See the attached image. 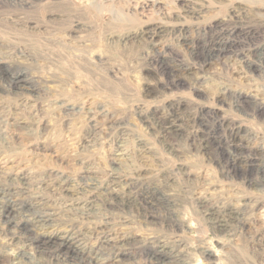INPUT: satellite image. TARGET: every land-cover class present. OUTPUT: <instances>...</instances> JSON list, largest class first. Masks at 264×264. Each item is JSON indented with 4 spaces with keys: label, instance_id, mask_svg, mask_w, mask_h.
Returning a JSON list of instances; mask_svg holds the SVG:
<instances>
[{
    "label": "rangeland",
    "instance_id": "obj_1",
    "mask_svg": "<svg viewBox=\"0 0 264 264\" xmlns=\"http://www.w3.org/2000/svg\"><path fill=\"white\" fill-rule=\"evenodd\" d=\"M194 1L195 14L179 0H0V184L49 212L45 225L20 218L30 236L73 234L90 256L109 239L99 264H154L159 247L174 256L160 264H264V0ZM176 22L233 49L198 61L173 34L144 40ZM158 53L173 78L146 62ZM18 72L35 92L3 91ZM230 142L255 156L253 168L224 167ZM142 189L168 200L171 222L135 197ZM2 223L0 264H55Z\"/></svg>",
    "mask_w": 264,
    "mask_h": 264
},
{
    "label": "bare ground",
    "instance_id": "obj_2",
    "mask_svg": "<svg viewBox=\"0 0 264 264\" xmlns=\"http://www.w3.org/2000/svg\"><path fill=\"white\" fill-rule=\"evenodd\" d=\"M106 1V0H105ZM182 1L183 4V8H184V13L187 14H195L196 12V4L194 0H179ZM199 1V0H198ZM204 1V0H202ZM208 1V0H207ZM108 2V1H107ZM110 2V1H109ZM201 1H199L200 3ZM207 3V2H206ZM163 4V3H162ZM198 5V4H197ZM202 5V4H201ZM206 5V4H205ZM203 6V5H202ZM145 7V6H144ZM205 8V7H204ZM116 17V15H115ZM113 19V18H112ZM115 20V19H114ZM240 24V23H239ZM159 25V24H158ZM196 27V26H195ZM226 27V26H225ZM234 27V26H232ZM214 28V27H213ZM193 29V28H192ZM209 29V28H208ZM222 29V28H221ZM233 29V28H232ZM206 30V29H205ZM211 30V29H210ZM224 30V27H223ZM245 30V29H244ZM199 31V30H198ZM221 31V30H220ZM195 33V32H194ZM224 33V32H223ZM247 33V32H246ZM144 36V40L149 43L151 46H156L160 43L159 40H161V38L165 37L166 34H173L175 39L183 44L185 47L189 48L190 54L191 56L198 60V61H206L207 59L210 58H218L219 56L225 54L227 52H229V50L232 48L233 49V45L232 43L228 42V41H224L222 39H214L211 41H203V42H199L198 40L191 38L189 35V28H187V26H185V24L183 23H175L171 26H169V28H166L164 26H154V27H148L146 31H144L143 33ZM208 35V34H207ZM225 35V34H224ZM246 35V34H245ZM215 36V35H214ZM226 37V35L224 36ZM229 37V36H228ZM234 37V36H233ZM124 39H128L127 36H123ZM249 38V37H248ZM229 39V38H228ZM117 40V39H116ZM253 40V39H252ZM177 42V43H178ZM251 42V41H250ZM124 43V42H123ZM251 44V43H250ZM260 44V43H259ZM263 44V43H262ZM256 46V45H255ZM250 47V46H249ZM248 47V48H249ZM153 48V47H152ZM242 48V47H241ZM252 51V50H251ZM242 52V51H241ZM254 53V52H253ZM165 55V54H164ZM234 55V54H233ZM242 56V55H241ZM244 57V56H243ZM146 62L151 66H153L158 72H162V73H166V74H170L171 78H173V71L170 68H167L166 63L168 62L165 58L163 57L162 54L158 53L156 55L153 56H149L146 55ZM179 58V57H178ZM245 58V57H244ZM248 58V57H247ZM251 58V57H250ZM211 60V59H210ZM247 60V59H246ZM190 61V60H189ZM197 61V63H198ZM242 61V60H241ZM177 62V61H176ZM180 62V61H179ZM185 62V61H184ZM243 62V61H242ZM248 62V61H247ZM250 62V61H249ZM244 63V62H243ZM174 64V63H173ZM195 64V62H194ZM204 64V63H203ZM177 65V64H176ZM245 65V64H244ZM202 66V65H201ZM249 68V67H248ZM148 69V68H147ZM176 69V68H175ZM191 69V68H190ZM251 69V68H249ZM184 70V69H183ZM194 71V70H193ZM15 72V71H14ZM175 74V73H174ZM156 75V74H155ZM167 76V75H166ZM175 76V75H174ZM178 76V75H177ZM6 79V76L3 74V72L1 71V67H0V80L1 79ZM155 79V78H154ZM166 81V79H165ZM164 81V82H165ZM6 82V81H5ZM180 82V81H179ZM154 83V82H153ZM36 85V84H35ZM173 85V84H172ZM178 85V84H177ZM162 86V85H161ZM38 88V87H37ZM35 87L34 84L31 83L30 80H28L26 78V76L22 73V72H18L15 73L14 75H11L9 77V79H7V83L5 85V88H3V91L5 90V92H10L16 96H21L23 93L27 92V91H31V92H35ZM6 94V93H5ZM240 95V94H239ZM237 98V97H236ZM19 99V98H18ZM248 99V98H247ZM240 101V100H239ZM61 102V101H60ZM244 102V101H243ZM176 103V102H175ZM246 103V102H245ZM249 103V102H248ZM32 106V105H31ZM66 106V105H65ZM63 108V107H62ZM76 110V109H75ZM74 110V111H75ZM162 112V111H161ZM205 114V113H204ZM3 115V114H2ZM148 116V115H147ZM155 116V114H154ZM178 117V116H177ZM90 121V120H89ZM178 124V123H176ZM222 124V123H221ZM170 125V124H169ZM172 125V124H171ZM220 125V124H219ZM150 126V125H149ZM218 126V125H217ZM173 127V126H172ZM176 127V126H175ZM223 127V126H221ZM233 127V126H231ZM236 127V126H234ZM238 127V126H237ZM150 128V127H149ZM229 128V127H228ZM111 129V128H110ZM171 129V128H170ZM240 129V128H239ZM165 130V128H164ZM167 130V129H166ZM173 130V129H172ZM171 130V131H172ZM177 130V129H176ZM169 131V129H168ZM217 131V130H216ZM161 132V131H160ZM176 132V131H175ZM236 132V131H235ZM194 134V133H193ZM199 134V133H198ZM215 130L212 129L211 127L205 126L204 129L201 131V138L204 140L206 146L208 145L210 148H212L213 146H215V143H217L216 140V135H215ZM221 134V133H220ZM241 134V133H240ZM160 136V135H159ZM196 136V135H195ZM194 136V137H195ZM233 136V135H232ZM192 137V136H191ZM226 137V135H225ZM183 138V137H181ZM239 138V137H238ZM231 139V138H230ZM234 139V138H233ZM197 140V139H196ZM200 140V139H199ZM229 140V139H228ZM242 140V139H241ZM122 141V140H121ZM189 141V140H188ZM194 141V140H193ZM240 141V140H239ZM195 142V141H194ZM236 142V141H235ZM220 143V141L218 142ZM144 144V143H143ZM193 144V143H192ZM235 144V143H234ZM241 144V143H240ZM239 145V144H238ZM243 145V144H242ZM241 145V146H242ZM143 146V145H142ZM187 146V145H186ZM194 146V145H193ZM219 147V146H218ZM240 147V146H239ZM222 148V147H221ZM140 149V148H139ZM206 149V148H205ZM128 151V150H127ZM219 151V150H218ZM223 154L221 155L220 160L223 162L224 167L228 170V171H237L238 168L237 166L239 165L240 162H244L245 163V167L247 169L253 168L252 166L255 165L256 163V158L255 156L252 155H248L245 154L243 149L236 147L235 145H233L231 142L230 144L227 145V147L225 149H222ZM125 152V151H124ZM202 153V152H201ZM202 155V154H201ZM212 155V154H211ZM219 155V154H218ZM217 156V155H216ZM212 157V156H211ZM223 167V168H224ZM244 167V168H245ZM237 168V169H236ZM240 168V166H239ZM87 170V169H86ZM90 170V169H88ZM91 171V170H90ZM225 171V172H228ZM109 173V172H108ZM25 174V173H24ZM129 175V174H128ZM226 175V174H225ZM88 176V175H87ZM228 176V175H227ZM20 177V176H19ZM97 177V176H96ZM17 178V177H16ZM21 178V177H20ZM83 178H85L84 176L81 177V180H83ZM122 178V177H120ZM87 179V178H86ZM15 180V179H14ZM13 180V181H14ZM86 181L89 182V180L87 179ZM101 181V180H100ZM18 182V181H17ZM60 182V181H59ZM83 182V181H82ZM91 182V181H90ZM62 183V181H61ZM137 183V182H136ZM58 184V183H57ZM80 184V183H79ZM133 184V183H132ZM63 185V184H62ZM77 185V184H76ZM86 185V184H85ZM22 186V185H21ZM37 186V185H36ZM93 186V185H92ZM13 187V186H12ZM19 187V186H18ZM64 187V186H63ZM61 187V188H63ZM68 187V186H67ZM83 187V186H82ZM81 187V188H82ZM56 188V187H55ZM84 188V187H83ZM87 188V187H86ZM140 188V187H139ZM131 189V188H130ZM19 190V189H18ZM65 190L67 192H69V190H67V188L65 187ZM90 190V189H88ZM88 190H86L88 192ZM137 190V189H136ZM17 191V190H16ZM20 191V190H19ZM18 191V192H19ZM18 192H16V195L18 194ZM91 193V191H89ZM93 192V191H92ZM89 193V194H90ZM68 196V193H66ZM73 194V193H72ZM82 194V193H81ZM108 194V193H107ZM128 194V193H127ZM84 195V194H83ZM40 196V195H39ZM72 196V195H70ZM9 197H14V190L12 188H9L5 185H1L0 184V216H1V221L3 222L2 225H4L5 227V231L7 233H9L10 235H12L13 238L17 239V238H21L22 240L25 239L27 241H30L29 244H31L32 246H34L36 251L38 249H40L39 251H37L38 253L42 254V255H49L51 257V260L55 263V264H69V262H78L80 263H91V264H99V256H101L102 252L101 249L103 250L104 245H102L103 243L107 245L108 244H113V242H110L109 239H104V241L100 242L101 245L94 248L93 249V255H85V253L83 252L81 246H80V240L76 239V237L72 236L71 234H68L62 238H33L32 236H30V231L28 228L24 227L23 224L20 222V218L21 217H25L26 215H30V214H34L35 217V222L39 223L40 225H45L49 222L50 217H49V212L46 213L44 211L41 210V207H43V205L38 202V204H30L29 202H22L20 199V201H16V203L9 199ZM94 195H90L88 196L87 199H85L83 201L82 205H89L90 207L93 205L92 201L94 199ZM110 197V196H109ZM135 197H138L139 200H143L145 201V203L148 202V204L150 205V208L154 211L158 210V209H164L167 212V217H166V221L169 223V221L172 219L173 220V215L170 212L169 208V202L168 200L163 197V195H161L158 192L155 191H151L149 189H142L139 192H137V194H135ZM2 198H6V200L2 201ZM80 198V197H79ZM116 198V196H115ZM118 198V197H117ZM145 198V199H142ZM53 199V198H52ZM147 199V200H146ZM115 200V199H113ZM122 200V199H121ZM119 200V201H121ZM61 201V200H60ZM126 201V200H125ZM130 201V200H127ZM124 202V201H123ZM144 203V204H145ZM120 204V203H119ZM206 205V204H205ZM209 205V204H208ZM64 207V206H63ZM113 207V206H112ZM137 207V206H136ZM78 208V206H77ZM150 209V210H151ZM206 209V208H205ZM75 210V209H74ZM92 210V209H90ZM169 210V211H168ZM207 210V209H206ZM102 211V210H101ZM159 211V210H158ZM209 211V210H208ZM215 211V210H214ZM226 211V210H225ZM77 212V211H76ZM86 212V211H85ZM97 212V211H96ZM165 212V213H166ZM102 213V212H101ZM216 213V212H215ZM52 214V213H50ZM92 214V213H91ZM223 214V213H222ZM232 214V213H230ZM229 214V215H230ZM76 215V214H75ZM88 215V214H87ZM156 215V214H154ZM166 215V214H165ZM207 219L209 220H216L217 217L213 216V212L212 210L207 212ZM31 216V215H30ZM79 217V216H78ZM230 217V216H229ZM52 218V217H51ZM155 218V217H154ZM79 219V218H78ZM221 219V218H220ZM227 219V218H226ZM18 222H17V221ZM95 220V219H94ZM16 221V222H15ZM99 221V220H98ZM161 221V220H160ZM163 221V220H162ZM25 222V221H24ZM171 222V221H170ZM215 223H217L220 226H223L222 228L225 227V225L222 223L220 220H216L214 221ZM50 223V222H49ZM48 223V224H49ZM99 223V222H98ZM213 223V222H212ZM229 223V222H228ZM91 225V224H90ZM99 225V224H98ZM217 225V226H218ZM219 226V227H220ZM15 228L16 232L13 233L12 228ZM32 227V225H31ZM38 227V226H37ZM42 227V226H41ZM46 227V226H45ZM70 227V226H69ZM13 228V229H14ZM77 229V228H76ZM79 229V228H78ZM103 229V228H102ZM12 230V231H11ZM51 231V230H50ZM116 231V230H115ZM33 232V231H32ZM101 232V231H100ZM93 233V232H92ZM58 234V233H57ZM46 235V234H45ZM65 235V234H63ZM93 235V234H92ZM9 238V237H8ZM108 238V237H107ZM110 238V237H109ZM264 238V237H263ZM20 239V241H21ZM18 240V239H17ZM88 241V240H87ZM110 242V243H109ZM128 242V241H127ZM119 243V242H118ZM160 244V243H159ZM123 245V243H122ZM161 245V244H160ZM84 246V245H83ZM120 246V245H119ZM179 246V244H178ZM52 248L51 251L46 252L45 250ZM122 248V247H121ZM126 249V248H125ZM157 249V248H156ZM120 250V249H119ZM48 251V250H47ZM146 252V251H145ZM176 252V251H175ZM205 252V251H204ZM173 253V252H172ZM177 253V252H176ZM178 255V254H176ZM42 257V256H41ZM173 258L174 256L171 254L170 249L166 248V247H159V249H157V253H154L151 255L152 260L155 261L154 264H160L162 263L164 260H169L170 258ZM179 258L182 257V255L180 254L178 256ZM115 258V257H114ZM176 258L175 259H179ZM36 259V258H35ZM48 259V258H47ZM46 259V260H47ZM113 259V258H111ZM122 259V258H121ZM174 259V258H173ZM32 260V259H31ZM151 260V261H152ZM115 261V260H114ZM45 262V261H44ZM113 260L109 261L107 260V262L105 264H113ZM152 263V262H151ZM164 263V262H163ZM72 264V263H71ZM103 264V263H102ZM218 264V263H216Z\"/></svg>",
    "mask_w": 264,
    "mask_h": 264
}]
</instances>
